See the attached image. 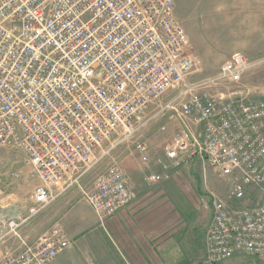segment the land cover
Returning <instances> with one entry per match:
<instances>
[{
	"label": "built area",
	"instance_id": "obj_1",
	"mask_svg": "<svg viewBox=\"0 0 264 264\" xmlns=\"http://www.w3.org/2000/svg\"><path fill=\"white\" fill-rule=\"evenodd\" d=\"M255 63L234 52L192 79L201 60L174 0H0V148L21 150L37 182L24 215H0V243L11 242L0 264H52L71 246L59 223L31 242L21 230L74 187L102 225L135 201L116 163L88 187L81 180L120 133L148 167L137 134L152 120L173 132L151 182L195 157L233 182L226 200L200 198L212 212L206 263L264 259V99L223 87Z\"/></svg>",
	"mask_w": 264,
	"mask_h": 264
},
{
	"label": "rangeland",
	"instance_id": "obj_2",
	"mask_svg": "<svg viewBox=\"0 0 264 264\" xmlns=\"http://www.w3.org/2000/svg\"><path fill=\"white\" fill-rule=\"evenodd\" d=\"M174 2L178 19L191 41L195 54L201 60L199 71L193 73L191 78L196 80L216 74L232 53L241 52L256 63L246 71L239 83H227L223 87L241 97L264 99V0H174ZM207 91L217 92L214 87L208 88ZM163 123L165 120H152L137 134V138L145 140L151 149V153L148 154L150 168L146 167L131 141L122 142L120 133L105 147L106 153L100 162L82 178L81 181L85 185L83 187H88L113 163L118 164L128 174L122 165V156L131 151L140 159L143 177L145 174L147 176L158 174L162 170L158 161L165 160L163 149L159 146L173 132L171 125L160 131L159 126ZM186 166L189 167L191 177L183 176V180L190 182L195 179L217 197L224 200L228 198L233 183L230 178L219 175L197 157ZM36 183L31 166L21 150L0 148V209H7L3 206H14L16 209V214L4 212L0 215L25 214ZM44 211L30 220L33 223L29 221L26 227L25 225L22 227L21 232L29 242L49 228V225H44L42 221L47 215ZM10 243H0V251ZM73 248L64 250L63 255L61 252L60 258L65 255L66 259H70L71 252H81L76 250L78 248ZM85 252L81 253L83 254L81 258L87 262ZM187 257L184 264H207L202 247L187 254ZM220 264H264V259L239 255Z\"/></svg>",
	"mask_w": 264,
	"mask_h": 264
},
{
	"label": "crops",
	"instance_id": "obj_3",
	"mask_svg": "<svg viewBox=\"0 0 264 264\" xmlns=\"http://www.w3.org/2000/svg\"><path fill=\"white\" fill-rule=\"evenodd\" d=\"M134 155L131 151L122 156V165L137 198L103 225L81 196L79 187L69 190L44 211L47 215L42 221L49 225L46 231L55 223L61 224L71 241L68 249L81 251L69 253L70 259L65 255L61 259L63 252L52 264H184L187 254L197 248L202 247L205 253L204 236L212 212L200 198L207 200L211 192L195 179H182L191 177L186 165L193 158L171 168V179L153 183L147 174L142 176L140 159ZM3 207L7 209L1 208L0 213L16 214L14 206ZM82 252L87 254V262L81 258Z\"/></svg>",
	"mask_w": 264,
	"mask_h": 264
}]
</instances>
